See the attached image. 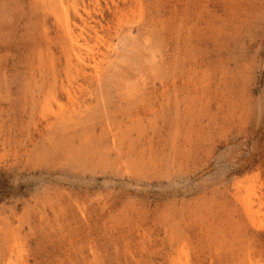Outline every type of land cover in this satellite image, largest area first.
I'll return each mask as SVG.
<instances>
[{
	"label": "rangeland",
	"instance_id": "374dc122",
	"mask_svg": "<svg viewBox=\"0 0 264 264\" xmlns=\"http://www.w3.org/2000/svg\"><path fill=\"white\" fill-rule=\"evenodd\" d=\"M0 264H264V0H0Z\"/></svg>",
	"mask_w": 264,
	"mask_h": 264
},
{
	"label": "bare ground",
	"instance_id": "6f19581e",
	"mask_svg": "<svg viewBox=\"0 0 264 264\" xmlns=\"http://www.w3.org/2000/svg\"><path fill=\"white\" fill-rule=\"evenodd\" d=\"M62 33V32H61ZM71 40V39H70ZM68 44V43H67ZM71 51H72V49H71ZM80 53V52H79ZM78 53V54H79ZM82 56V55H81ZM83 57V56H82ZM81 57V58H82ZM82 65V64H81ZM96 73H99V71H98V68H96ZM62 87V86H61ZM54 119V118H53ZM48 120V119H47ZM50 120V119H49ZM87 134H88V132H86ZM87 134H85L84 133V135L82 136V142H83V144H82V148H86V147H89L88 146V144L90 143V139H91V137H90V135L88 136ZM81 135V134H80ZM92 135V134H91ZM81 138V137H80ZM91 141H92V139H91ZM90 148V147H89ZM84 153H85V151H83V150H80V153H79V155L81 156V157H83V155H84Z\"/></svg>",
	"mask_w": 264,
	"mask_h": 264
}]
</instances>
